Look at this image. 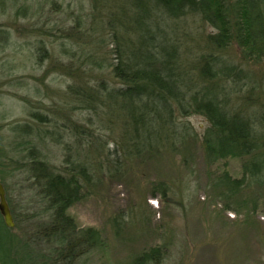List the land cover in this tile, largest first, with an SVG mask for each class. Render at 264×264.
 Masks as SVG:
<instances>
[{"label":"rangeland","instance_id":"obj_1","mask_svg":"<svg viewBox=\"0 0 264 264\" xmlns=\"http://www.w3.org/2000/svg\"><path fill=\"white\" fill-rule=\"evenodd\" d=\"M123 4L0 0V183L26 217L16 231L36 232L42 252L55 246L45 242L50 214L26 169L35 152L55 171L75 174L82 198L69 214L79 229L100 233L96 245L67 264H137L153 248L156 256L141 264H264V186L243 188L237 203L223 194L218 175L226 168L241 177L243 158L207 163L202 114L181 117L192 130L175 143L161 140L140 149L127 143L124 112L113 110L103 86L122 85L112 65L120 60L113 31ZM164 27L180 45L184 65L200 66L201 56L211 54L221 77L213 83L217 94L235 106L252 94L250 103L259 104L264 62L245 60L236 44L209 50L205 36L214 28L198 13ZM97 89L102 94L89 102L88 93ZM253 200L259 204L247 221Z\"/></svg>","mask_w":264,"mask_h":264},{"label":"trees","instance_id":"obj_2","mask_svg":"<svg viewBox=\"0 0 264 264\" xmlns=\"http://www.w3.org/2000/svg\"><path fill=\"white\" fill-rule=\"evenodd\" d=\"M121 9L119 28L113 33L122 48L119 47L120 60L112 65V72L122 85L103 86L109 102L113 100V110L124 112L127 143L136 149L161 140L175 143L192 130L181 117L199 113L208 121L201 139L207 163L243 158L241 177H234L226 168L218 175L216 182L223 187V194L237 203L239 200L234 197L243 188L264 186V94H260L258 105L250 103L252 94L243 96L248 99L246 103L232 105L231 97L215 91L213 83L221 77L211 54L201 56L200 66L184 65L180 45L169 39L164 27L189 13H198L214 28L205 36L209 50L236 44L245 60L264 62V0H124ZM88 94L87 100L92 102L93 94L102 93L97 89ZM117 99L122 100L119 106L115 104ZM250 108L253 110L249 112ZM34 154L28 157L26 169L40 185L44 210L50 214V225L47 224L50 237L45 236V242L50 246L48 239H51L55 246L51 245L47 253L42 252L36 245V232L22 236L16 231L26 217L20 202L15 203L7 195L15 226H8L0 211L1 264H67L100 241L97 229H79L69 214V209L82 198V185L75 174L55 171ZM160 185L166 193L167 187ZM262 201L264 205V196ZM258 204L253 200L250 210L246 209L247 221ZM230 209L235 211L233 207ZM157 253L153 248L136 262L151 261Z\"/></svg>","mask_w":264,"mask_h":264},{"label":"water","instance_id":"obj_3","mask_svg":"<svg viewBox=\"0 0 264 264\" xmlns=\"http://www.w3.org/2000/svg\"><path fill=\"white\" fill-rule=\"evenodd\" d=\"M0 211L4 217L5 223L8 226L13 227L15 225L14 217L6 197L5 187L2 183H0Z\"/></svg>","mask_w":264,"mask_h":264},{"label":"bare ground","instance_id":"obj_4","mask_svg":"<svg viewBox=\"0 0 264 264\" xmlns=\"http://www.w3.org/2000/svg\"><path fill=\"white\" fill-rule=\"evenodd\" d=\"M156 203V202H155ZM155 203H153V204H155Z\"/></svg>","mask_w":264,"mask_h":264}]
</instances>
